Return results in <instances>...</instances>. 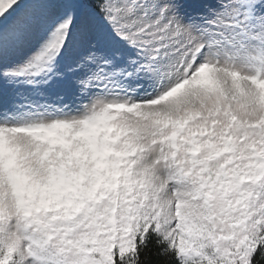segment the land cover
<instances>
[{
  "label": "snow or ice",
  "instance_id": "1",
  "mask_svg": "<svg viewBox=\"0 0 264 264\" xmlns=\"http://www.w3.org/2000/svg\"><path fill=\"white\" fill-rule=\"evenodd\" d=\"M0 264H264V0H0Z\"/></svg>",
  "mask_w": 264,
  "mask_h": 264
}]
</instances>
